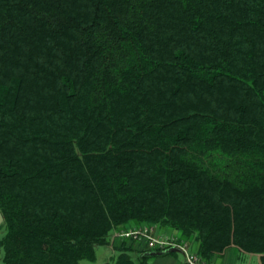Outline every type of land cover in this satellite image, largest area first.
<instances>
[{"label": "trees", "instance_id": "1", "mask_svg": "<svg viewBox=\"0 0 264 264\" xmlns=\"http://www.w3.org/2000/svg\"><path fill=\"white\" fill-rule=\"evenodd\" d=\"M0 211L4 264L130 222L264 264V0H0Z\"/></svg>", "mask_w": 264, "mask_h": 264}, {"label": "crops", "instance_id": "2", "mask_svg": "<svg viewBox=\"0 0 264 264\" xmlns=\"http://www.w3.org/2000/svg\"><path fill=\"white\" fill-rule=\"evenodd\" d=\"M138 226L130 222L125 228ZM124 228V229H125ZM153 234L157 236H178L175 229L154 225ZM189 250L197 251L198 243L195 241H187ZM123 246L128 248L135 259L136 264H184V253L180 250L162 252L163 250L150 249L144 243L136 242L132 239L111 236L110 244L101 246L96 249V259L99 256V263L102 264L117 253L115 248ZM96 261V260H95ZM214 264H261L258 254H243L237 252L233 248H227L222 255L212 257ZM87 264V263H86Z\"/></svg>", "mask_w": 264, "mask_h": 264}, {"label": "built area", "instance_id": "3", "mask_svg": "<svg viewBox=\"0 0 264 264\" xmlns=\"http://www.w3.org/2000/svg\"><path fill=\"white\" fill-rule=\"evenodd\" d=\"M154 224H140L132 228H125L112 236H121L144 243L147 248L166 251L174 248L184 253V264H214L203 258L197 251L189 250L188 243L181 241L177 236H157L153 234Z\"/></svg>", "mask_w": 264, "mask_h": 264}, {"label": "rangeland", "instance_id": "4", "mask_svg": "<svg viewBox=\"0 0 264 264\" xmlns=\"http://www.w3.org/2000/svg\"><path fill=\"white\" fill-rule=\"evenodd\" d=\"M4 231H5L4 227L2 225H0V238L4 234ZM98 249H101V247L98 248ZM2 257H3V251H2V248L0 247V264H4L3 263V260H2ZM99 260L100 259H99V256H98V258L96 259V261H94V262H88L87 264H100L99 263Z\"/></svg>", "mask_w": 264, "mask_h": 264}, {"label": "water", "instance_id": "5", "mask_svg": "<svg viewBox=\"0 0 264 264\" xmlns=\"http://www.w3.org/2000/svg\"><path fill=\"white\" fill-rule=\"evenodd\" d=\"M3 222V215H2V213H1V211H0V224ZM173 250H175L174 248H171V249H168L167 251H173ZM162 252H166V251H162Z\"/></svg>", "mask_w": 264, "mask_h": 264}]
</instances>
